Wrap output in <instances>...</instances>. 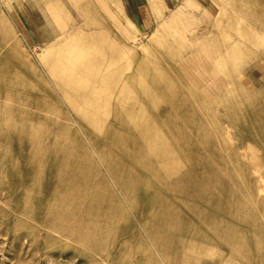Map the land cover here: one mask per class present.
<instances>
[{"label": "rangeland", "instance_id": "obj_1", "mask_svg": "<svg viewBox=\"0 0 264 264\" xmlns=\"http://www.w3.org/2000/svg\"><path fill=\"white\" fill-rule=\"evenodd\" d=\"M17 1L0 0V264H264V2L187 0L154 45L95 17L36 47Z\"/></svg>", "mask_w": 264, "mask_h": 264}, {"label": "crops", "instance_id": "obj_2", "mask_svg": "<svg viewBox=\"0 0 264 264\" xmlns=\"http://www.w3.org/2000/svg\"><path fill=\"white\" fill-rule=\"evenodd\" d=\"M185 1L19 0L13 6L26 42L48 47L71 36L77 27L90 23L95 17L117 26L129 40L154 35ZM263 2L257 0L255 4Z\"/></svg>", "mask_w": 264, "mask_h": 264}, {"label": "bare ground", "instance_id": "obj_3", "mask_svg": "<svg viewBox=\"0 0 264 264\" xmlns=\"http://www.w3.org/2000/svg\"><path fill=\"white\" fill-rule=\"evenodd\" d=\"M161 33L160 32H157L153 37H152V45H154L155 41L160 37ZM44 58H40L38 59V61H42ZM46 60L47 62L45 63V65H47L49 68H50V72H57L59 70H63L66 68L65 65H60L59 63L57 62H54L52 59H44ZM197 61V60H196ZM197 63H202V61H197ZM197 74H201V76L204 74V75H207L206 77H208V74H209V71L207 70H199L197 72ZM203 75V76H204ZM94 87H97V85H95ZM87 101L92 104L93 106L95 107H98V101L96 102L95 100L91 99L88 97ZM102 104V103H101ZM0 131L2 132L3 135H5V139L8 143H11L13 141L12 139V134H13V127L12 126H2L0 127ZM26 149V147H22L19 149V152H24ZM264 182V181H263ZM63 190L62 188H57L56 190V194H60L62 193Z\"/></svg>", "mask_w": 264, "mask_h": 264}]
</instances>
